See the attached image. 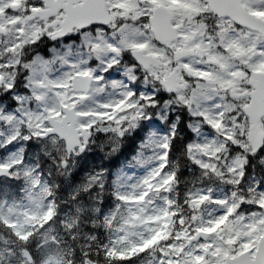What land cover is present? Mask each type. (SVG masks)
<instances>
[{
  "label": "snow or ice",
  "instance_id": "obj_1",
  "mask_svg": "<svg viewBox=\"0 0 264 264\" xmlns=\"http://www.w3.org/2000/svg\"><path fill=\"white\" fill-rule=\"evenodd\" d=\"M0 264H264V0H0Z\"/></svg>",
  "mask_w": 264,
  "mask_h": 264
},
{
  "label": "trees",
  "instance_id": "obj_2",
  "mask_svg": "<svg viewBox=\"0 0 264 264\" xmlns=\"http://www.w3.org/2000/svg\"><path fill=\"white\" fill-rule=\"evenodd\" d=\"M139 140H140L139 136H136L134 138H128L125 141V149L122 150V153L120 155L123 156L128 150H130L135 145V142H137ZM99 161L102 162V160H99ZM107 164L109 165V167L112 166V162H108ZM185 176H187V172H185ZM20 187H21V185L19 182H11L10 186H6V190L15 194V193L19 192Z\"/></svg>",
  "mask_w": 264,
  "mask_h": 264
},
{
  "label": "rangeland",
  "instance_id": "obj_3",
  "mask_svg": "<svg viewBox=\"0 0 264 264\" xmlns=\"http://www.w3.org/2000/svg\"><path fill=\"white\" fill-rule=\"evenodd\" d=\"M46 55H47V54H46ZM100 134H101V135H99V136H98V134H97V136L99 137V138H97V144L100 143V142H102V144H103V143H104V144H108V143H107L108 135H106V134H104V133H100ZM131 158H132V157H131ZM131 158H130L129 160H131ZM129 160H127V162H125V163L123 162V164H122L120 167H118V168L115 170V172L118 171V170H121V169H123L125 172H128V168L125 167V165L128 164ZM135 171L137 172V174L139 173V169H138V168L135 169ZM129 174L131 175L132 173L129 172Z\"/></svg>",
  "mask_w": 264,
  "mask_h": 264
}]
</instances>
